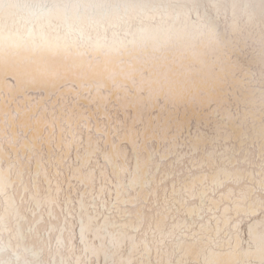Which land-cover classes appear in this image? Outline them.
<instances>
[{
	"label": "snow or ice",
	"instance_id": "snow-or-ice-1",
	"mask_svg": "<svg viewBox=\"0 0 264 264\" xmlns=\"http://www.w3.org/2000/svg\"><path fill=\"white\" fill-rule=\"evenodd\" d=\"M0 264H264V0H0Z\"/></svg>",
	"mask_w": 264,
	"mask_h": 264
}]
</instances>
